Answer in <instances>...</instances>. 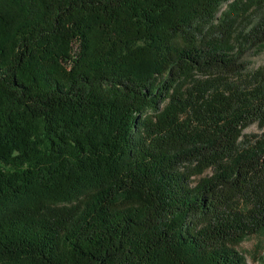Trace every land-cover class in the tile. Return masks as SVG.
Returning <instances> with one entry per match:
<instances>
[{
  "label": "trees",
  "instance_id": "obj_1",
  "mask_svg": "<svg viewBox=\"0 0 264 264\" xmlns=\"http://www.w3.org/2000/svg\"><path fill=\"white\" fill-rule=\"evenodd\" d=\"M249 47L264 0H0V264H249Z\"/></svg>",
  "mask_w": 264,
  "mask_h": 264
},
{
  "label": "rangeland",
  "instance_id": "obj_2",
  "mask_svg": "<svg viewBox=\"0 0 264 264\" xmlns=\"http://www.w3.org/2000/svg\"><path fill=\"white\" fill-rule=\"evenodd\" d=\"M263 2V0H257ZM226 9V6L223 10ZM242 62L246 65L248 71L258 69L264 66V47H249L243 54ZM261 130L258 125H252L245 130L248 135H260ZM199 177H193L194 184L197 183ZM240 250L245 255L249 264H258L255 260L264 253V232L255 236L246 238L240 244Z\"/></svg>",
  "mask_w": 264,
  "mask_h": 264
}]
</instances>
